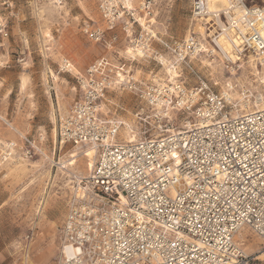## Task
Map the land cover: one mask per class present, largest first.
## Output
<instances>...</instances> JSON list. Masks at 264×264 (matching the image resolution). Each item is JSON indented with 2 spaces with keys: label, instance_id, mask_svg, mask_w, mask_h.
<instances>
[{
  "label": "built area",
  "instance_id": "1",
  "mask_svg": "<svg viewBox=\"0 0 264 264\" xmlns=\"http://www.w3.org/2000/svg\"><path fill=\"white\" fill-rule=\"evenodd\" d=\"M72 1L98 13L80 25L88 41L109 50L122 42L168 70L138 78L125 54L117 64L95 59L75 75L78 96L58 119L57 139L93 149L94 164L72 192L57 264H254L237 236L248 229L264 242V108L248 99L240 107L235 85L216 89L193 60L213 56L222 34L240 57L264 61L263 1L226 0L211 10L207 0H190L191 21L205 38L179 41L153 32L155 0ZM11 4L0 0V69L9 67L3 11ZM59 70L72 72L68 59ZM116 91L133 97L128 119L100 108ZM0 122L9 126L1 113ZM43 142L41 134L0 142V166L33 161Z\"/></svg>",
  "mask_w": 264,
  "mask_h": 264
},
{
  "label": "rangeland",
  "instance_id": "2",
  "mask_svg": "<svg viewBox=\"0 0 264 264\" xmlns=\"http://www.w3.org/2000/svg\"><path fill=\"white\" fill-rule=\"evenodd\" d=\"M51 2L12 0L10 8L3 11L8 21L5 52L9 67L0 69V113L9 126L0 122V142L37 134L44 137V142L42 155L33 161L11 160L0 166V264L58 263L59 231L72 192L94 162L88 149L81 151L59 143L58 119L78 96L77 73L98 58H110L117 64L126 57L122 42L109 50L82 36L84 19L99 20L91 3ZM247 4L261 6L262 0H247ZM35 8L46 9L43 18L37 17ZM151 18L155 21L153 32L167 41L200 33L201 26L190 18V0H155ZM154 47L158 49L157 44ZM64 58L72 65L70 73L59 70ZM251 59L241 58L232 65L216 53L197 57L193 65L218 90L232 82L233 98L240 107L246 99L253 106L256 97H264V84L259 81L264 64L260 66L253 59L258 68L253 73ZM125 63L138 78H146L150 70L160 77L165 75V67L150 59ZM133 108L131 94L120 91L108 93L101 105L103 113L122 119H128ZM237 238L255 259L254 264H264V242L259 237L244 229Z\"/></svg>",
  "mask_w": 264,
  "mask_h": 264
},
{
  "label": "bare ground",
  "instance_id": "3",
  "mask_svg": "<svg viewBox=\"0 0 264 264\" xmlns=\"http://www.w3.org/2000/svg\"><path fill=\"white\" fill-rule=\"evenodd\" d=\"M34 1L37 2V1H41V0H34ZM46 1H48V3L52 5V2H51L52 0H46ZM207 2H208V8L212 10V9L218 8V6L224 5L226 3V0H207ZM81 7H82V9H84V5H81ZM44 9L45 8H35V13H36L37 17L38 16L41 17V18L44 17L43 16L44 15ZM150 23L152 25H154L155 24V21L151 18L150 19ZM199 32H200V35H202L205 38V34H204V31H203L202 27L199 28ZM214 42H215V45L216 46L213 47V49L211 48L212 52L214 54L219 53V55L221 56L222 59H226L232 65L236 64L237 62H239L241 58H248L249 59V58L252 57V56H248V57L247 56H242V57H240L237 54V49L234 47V45L224 35H222V34H220L217 37H215L214 38ZM125 54L126 55H129L133 59H136V58L139 59L140 57H142L140 54L139 55L133 54V52H132V50L130 48H127V50L125 51ZM253 59L254 60H257L260 65H263L264 64V61L262 59H260V58L255 59V57H254ZM253 59H251V61L249 62V63H251V64H249V68L251 69V71L253 73H257L258 68L252 62ZM203 63H205V61H203ZM207 64H208V66L211 65V63H207ZM164 67H165V69L167 68V70H168V67L166 66L165 63H163V68ZM230 71H233V70H230ZM170 75H175V73L174 72H170ZM259 81H261V83L264 84V70L262 72V76L260 77V80ZM21 86L22 87L25 86V80L22 81ZM253 106L256 107L257 109L264 108V97L261 96V95H259L258 97H256L255 98V101L253 102ZM100 108H101V106H100ZM86 150L87 149H85L84 151H86ZM88 150L91 153L92 158H93V161H94V151H93V149L88 148ZM70 157H74V155H71ZM93 164H94V162H93ZM93 164H91L90 169L92 168ZM61 252H62V247L60 249V254H61Z\"/></svg>",
  "mask_w": 264,
  "mask_h": 264
},
{
  "label": "water",
  "instance_id": "4",
  "mask_svg": "<svg viewBox=\"0 0 264 264\" xmlns=\"http://www.w3.org/2000/svg\"><path fill=\"white\" fill-rule=\"evenodd\" d=\"M263 3H264V0H263Z\"/></svg>",
  "mask_w": 264,
  "mask_h": 264
}]
</instances>
